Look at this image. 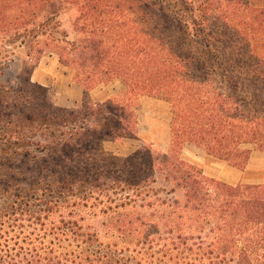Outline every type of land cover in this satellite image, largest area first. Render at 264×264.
I'll return each mask as SVG.
<instances>
[{
    "label": "trees",
    "instance_id": "16d2710c",
    "mask_svg": "<svg viewBox=\"0 0 264 264\" xmlns=\"http://www.w3.org/2000/svg\"><path fill=\"white\" fill-rule=\"evenodd\" d=\"M12 1L44 13L22 8L12 21L11 1L0 0V23L7 28L0 39L17 34L23 44L27 37L46 38L45 45L73 70L85 92L83 106L90 115L83 125L95 128L94 119L112 122L100 129L102 141L135 138L133 101L151 96L172 106V139L169 152L145 145L126 156L122 165L116 163L122 160L117 154L111 155L110 174L115 176L119 169L139 180L132 183L131 177V185L107 181V191L94 192L97 200H109V189L119 195L117 184L122 192H136L111 206V214L105 211L109 222L103 226L109 228L106 232L136 236L137 244L122 250L103 244L94 237L98 231L79 225L74 210L66 213L52 197L8 219L23 244L0 245V264H264V184H227L207 176L178 151L192 143L208 156L240 168L246 167L253 150L264 152V59L257 57L247 38L257 33L250 28L248 0H200L195 30L185 22L176 34L169 31L173 18L167 15L162 21L152 15L156 0ZM70 11L75 13L72 33L64 22L58 25L60 31H53L50 23ZM211 21L216 29H208ZM30 23L35 26L31 30ZM181 38L184 42L174 45ZM204 50L215 56V73L205 69ZM116 79L125 86L121 95L88 100L94 88Z\"/></svg>",
    "mask_w": 264,
    "mask_h": 264
},
{
    "label": "rangeland",
    "instance_id": "374dc122",
    "mask_svg": "<svg viewBox=\"0 0 264 264\" xmlns=\"http://www.w3.org/2000/svg\"><path fill=\"white\" fill-rule=\"evenodd\" d=\"M10 1V12L15 15L12 21L21 14L22 8L27 9L28 13H44L34 5H18ZM156 1L157 7L152 15H157L162 21L167 15L173 18L169 20L172 22L169 31L176 34L185 22H189L192 30H195L198 16L194 18V15L202 12L199 10L200 0ZM248 2L252 11L248 14L251 17L250 28L257 33H252L247 38H250L253 49L257 51V57L264 59V0ZM74 16V11L67 12L64 16L60 14L50 23L53 31H60L58 25L64 22L66 30L72 33ZM2 24L0 23V33L7 31ZM167 26L169 27L168 24ZM34 27L30 23L27 29ZM216 28L215 22L211 21L208 29ZM20 32L24 33L25 30ZM180 34L182 35L181 32ZM16 36L0 39V237L4 236L0 238V245L16 247L17 241L23 244L22 236L17 235L19 232L16 234L8 222L21 217L18 211L21 208L27 209L38 203L41 205L40 199L48 203L53 197V204L61 206L66 213L74 210L79 225L89 228L91 232L98 231L100 234L93 233L94 237L100 238L103 244L112 245L119 250L134 246L137 244L136 236L106 232L109 228L103 224L109 222L106 215L112 213L109 210L111 206L121 204V199L128 194L134 197L136 192H122L121 184H117L115 188L119 195H111L113 191L108 190L109 200H97L94 192L107 191V181H123L126 185H131L139 180V177L130 176L129 172H121L119 169L115 175L118 177L110 174L108 163L111 162V155L117 154L122 160L116 163L122 165L126 156L145 145L163 153L170 151L173 116L171 104L156 97L140 96L133 101L134 111L132 110L137 119L136 137L118 143L102 141L100 129L112 122L105 125L94 119L95 128L83 125L82 120L90 115V110L83 106V88L75 81L73 70L60 63L58 54L45 45V37L40 36L38 40L27 37L28 42L22 44L23 37ZM35 41L41 42L39 46ZM197 41L191 43L199 48L200 43ZM183 42L181 38L174 45ZM35 49H42V52ZM201 53L207 60L205 69L215 73L213 53L205 50ZM219 57L222 58V54ZM218 85L223 86L220 81ZM124 91V84L116 79L94 88L88 100L102 102L119 96ZM95 123L100 126L99 129H96ZM244 147L253 150L251 145ZM178 151L183 159L215 179L230 184L264 181L262 151L253 150L245 168L208 156L204 149L192 143L184 144ZM96 158L100 161L95 160ZM131 177L134 180L129 183ZM96 202L97 208L94 207ZM64 216V219H70L68 214ZM202 234L204 235V230Z\"/></svg>",
    "mask_w": 264,
    "mask_h": 264
},
{
    "label": "crops",
    "instance_id": "0c3cea01",
    "mask_svg": "<svg viewBox=\"0 0 264 264\" xmlns=\"http://www.w3.org/2000/svg\"><path fill=\"white\" fill-rule=\"evenodd\" d=\"M83 93H84V96H85V92H84V90H83ZM91 94V92L89 93V95ZM204 173H205V171H204ZM206 174V173H205ZM207 175V174H206ZM208 176V175H207ZM213 178V177H212ZM219 180V179H218ZM220 181H222V180H220ZM223 182H225V181H223ZM225 183H227V182H225ZM239 183H245V182H239ZM239 183H237V184H239ZM227 184H230V183H227ZM237 184H230V185H237ZM250 184H264V181L262 182V183H250Z\"/></svg>",
    "mask_w": 264,
    "mask_h": 264
}]
</instances>
